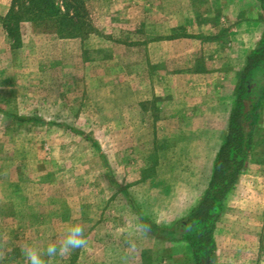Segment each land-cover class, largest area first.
Here are the masks:
<instances>
[{
  "label": "rangeland",
  "instance_id": "1",
  "mask_svg": "<svg viewBox=\"0 0 264 264\" xmlns=\"http://www.w3.org/2000/svg\"><path fill=\"white\" fill-rule=\"evenodd\" d=\"M130 2L54 0L79 21L71 37L24 13L12 37L0 33V264H27L25 250L50 243L59 252L76 224L87 244L43 255L46 264L165 259L159 241L139 234L118 186L135 180L149 154L150 104L134 96L148 97V45L166 30L150 27L148 10L111 11Z\"/></svg>",
  "mask_w": 264,
  "mask_h": 264
},
{
  "label": "crops",
  "instance_id": "2",
  "mask_svg": "<svg viewBox=\"0 0 264 264\" xmlns=\"http://www.w3.org/2000/svg\"><path fill=\"white\" fill-rule=\"evenodd\" d=\"M8 3L0 7L1 35H7L3 19L11 0ZM141 4L132 0L126 7L111 8L148 10L153 13L150 27L166 29L148 45V97L134 96L135 104H150L149 154L135 180L118 181V186L137 219L139 234L159 241L155 252H165L164 260L149 264H195L186 242L160 238L141 220L171 228L207 190L239 73L264 35V11L257 0H149L148 9ZM124 102L125 107L131 100ZM263 130L264 98L243 168L214 220L209 264H264V159L257 158ZM261 154L264 157V148Z\"/></svg>",
  "mask_w": 264,
  "mask_h": 264
},
{
  "label": "trees",
  "instance_id": "3",
  "mask_svg": "<svg viewBox=\"0 0 264 264\" xmlns=\"http://www.w3.org/2000/svg\"><path fill=\"white\" fill-rule=\"evenodd\" d=\"M53 1L11 0L10 9L3 19L7 35L13 36V25L17 22V15L24 13L32 15L30 16L31 21L39 19L44 26L46 20L53 19L48 27H44L45 29L59 36H74V30L78 27L79 21L63 14L55 7ZM257 1L264 11V0ZM263 75L264 35L247 57L245 68L239 73L227 132L215 156L207 190L190 213L171 228L157 227L145 221L144 218L141 220L143 227L160 238L186 242L191 248L195 264H206L207 262L209 264L212 259L211 231L214 220L226 193L242 170L247 152L251 147L259 107L264 98Z\"/></svg>",
  "mask_w": 264,
  "mask_h": 264
},
{
  "label": "clouds",
  "instance_id": "4",
  "mask_svg": "<svg viewBox=\"0 0 264 264\" xmlns=\"http://www.w3.org/2000/svg\"><path fill=\"white\" fill-rule=\"evenodd\" d=\"M84 230L81 225L76 224L71 226L64 237L63 243L60 246L59 252L57 246L54 243H50L43 252L36 248H29L23 252L24 259L27 264H46L42 259L43 255L52 258L59 255L60 252H67L72 249L82 248L87 244V240L84 237Z\"/></svg>",
  "mask_w": 264,
  "mask_h": 264
}]
</instances>
